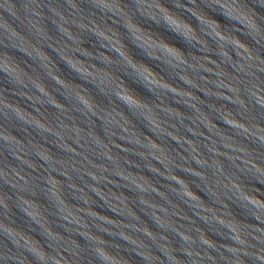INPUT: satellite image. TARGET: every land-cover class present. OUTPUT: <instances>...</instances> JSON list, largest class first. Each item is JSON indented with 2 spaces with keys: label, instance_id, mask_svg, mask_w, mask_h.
Instances as JSON below:
<instances>
[{
  "label": "water",
  "instance_id": "95a60500",
  "mask_svg": "<svg viewBox=\"0 0 264 264\" xmlns=\"http://www.w3.org/2000/svg\"><path fill=\"white\" fill-rule=\"evenodd\" d=\"M0 264H264V0H0Z\"/></svg>",
  "mask_w": 264,
  "mask_h": 264
}]
</instances>
